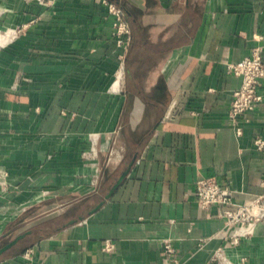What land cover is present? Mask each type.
I'll return each instance as SVG.
<instances>
[{
  "label": "crops",
  "instance_id": "obj_1",
  "mask_svg": "<svg viewBox=\"0 0 264 264\" xmlns=\"http://www.w3.org/2000/svg\"><path fill=\"white\" fill-rule=\"evenodd\" d=\"M109 1L126 50L103 0H0V246L22 235L0 264H174L167 239L176 264H264V221L231 243L194 193L264 190V78L237 135L227 70L264 60V0Z\"/></svg>",
  "mask_w": 264,
  "mask_h": 264
},
{
  "label": "built area",
  "instance_id": "obj_2",
  "mask_svg": "<svg viewBox=\"0 0 264 264\" xmlns=\"http://www.w3.org/2000/svg\"><path fill=\"white\" fill-rule=\"evenodd\" d=\"M108 12L113 16V34L116 38L117 46L123 50L128 49L131 40V28L124 9L115 2L103 0ZM8 32V30H7ZM229 73L240 78L239 87L233 92L228 110V119L235 127L237 135L242 133L239 125L242 118L247 113L254 110L256 104L262 99L258 93L260 79L264 78V60L262 58V47L253 46L250 54L236 62H228ZM255 146L260 149L264 147V139L256 137ZM194 193L201 207L210 205L221 206V215L225 220L235 226L232 234V242L237 243L241 236H247L254 230L258 222L264 221V190L249 199L239 202L234 197L233 190L225 184H221L215 177H199L195 181ZM106 251H112L114 245L106 241L104 245ZM32 249L25 251L26 255ZM219 249L217 254H221ZM162 252L174 264L177 263L175 253L169 240L162 243Z\"/></svg>",
  "mask_w": 264,
  "mask_h": 264
},
{
  "label": "rangeland",
  "instance_id": "obj_3",
  "mask_svg": "<svg viewBox=\"0 0 264 264\" xmlns=\"http://www.w3.org/2000/svg\"><path fill=\"white\" fill-rule=\"evenodd\" d=\"M15 33V31L13 29H10L8 30V32L4 33V31H0V45L3 44V43H6L7 40ZM47 194H50V193H47ZM58 206H53V207H50L51 209V213L50 214H53L56 210H58L60 207ZM48 214V213H47ZM45 214V215H47ZM18 232V231H17ZM13 235V234H12Z\"/></svg>",
  "mask_w": 264,
  "mask_h": 264
},
{
  "label": "water",
  "instance_id": "obj_4",
  "mask_svg": "<svg viewBox=\"0 0 264 264\" xmlns=\"http://www.w3.org/2000/svg\"><path fill=\"white\" fill-rule=\"evenodd\" d=\"M22 235L20 236H16L15 238H13L12 240L8 241L7 243H5L4 245L0 246V256L10 247H12L14 244H16V242L19 240V238H21Z\"/></svg>",
  "mask_w": 264,
  "mask_h": 264
},
{
  "label": "bare ground",
  "instance_id": "obj_5",
  "mask_svg": "<svg viewBox=\"0 0 264 264\" xmlns=\"http://www.w3.org/2000/svg\"><path fill=\"white\" fill-rule=\"evenodd\" d=\"M0 43H2V42H0Z\"/></svg>",
  "mask_w": 264,
  "mask_h": 264
}]
</instances>
